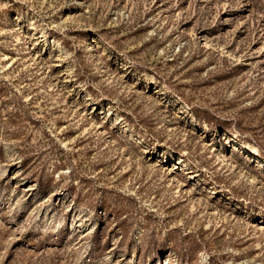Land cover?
Segmentation results:
<instances>
[{"label": "rangeland", "instance_id": "374dc122", "mask_svg": "<svg viewBox=\"0 0 264 264\" xmlns=\"http://www.w3.org/2000/svg\"><path fill=\"white\" fill-rule=\"evenodd\" d=\"M0 264H264V0H0Z\"/></svg>", "mask_w": 264, "mask_h": 264}]
</instances>
